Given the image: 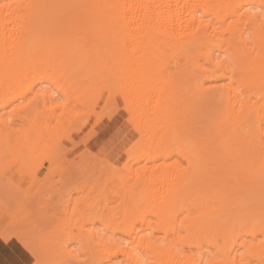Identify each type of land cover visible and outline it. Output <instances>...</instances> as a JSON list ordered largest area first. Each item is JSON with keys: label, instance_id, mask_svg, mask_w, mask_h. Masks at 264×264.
Masks as SVG:
<instances>
[{"label": "bare ground", "instance_id": "1", "mask_svg": "<svg viewBox=\"0 0 264 264\" xmlns=\"http://www.w3.org/2000/svg\"><path fill=\"white\" fill-rule=\"evenodd\" d=\"M19 214L17 264H264V0H0Z\"/></svg>", "mask_w": 264, "mask_h": 264}, {"label": "rangeland", "instance_id": "2", "mask_svg": "<svg viewBox=\"0 0 264 264\" xmlns=\"http://www.w3.org/2000/svg\"><path fill=\"white\" fill-rule=\"evenodd\" d=\"M39 86V85H38ZM121 121V120H120ZM87 128L85 129V131H84V133H83V138L82 139H85V136H84V134L85 133H87ZM123 136L124 135H122L120 138H118L117 136H116V134H113L112 133V135H111V143L109 144V146L105 149V150H103V152H100V156L101 157H105L106 159H108L110 162H112V163H117V161L120 159V157L123 155V148H124V144L125 143H123V141H122V138H123ZM84 150V148H83V145H82V143L81 144H79V146H78V148H77V150L75 151L76 153H71V154H68L67 156H66V158L69 160V159H71L72 158V156L73 155H75V154H77V153H80L81 151H83ZM98 155V154H97ZM56 172H54L53 173V176H52V178H54L53 180H57L58 178H59V176H58V174L56 175L55 174ZM55 176H57L58 178L57 179H55L56 177ZM74 177H76V176H72V178H74ZM72 178H68V179H70V180H72L73 181V184H77V186H78V183H75L74 181L76 180L75 178L74 179H72ZM65 179V180H64ZM63 180L66 182L68 179L65 177ZM63 181V182H64ZM72 181H70L71 183H72ZM77 181V180H76ZM69 184V183H68ZM72 184V185H73ZM27 185V184H26ZM72 185H70V186H68V187H71ZM59 186V185H58ZM67 186V184L65 183V185H64V187H63V189L65 188ZM74 186V185H73ZM73 186H72V188H73ZM76 186V185H75ZM74 186V187H75ZM60 187H62V185H60ZM67 188V187H66ZM65 188V189H66ZM41 189H43L42 190V192L43 191H45L46 190V188L44 189V186H42V187H34L33 186V188H30L29 189V193H31L30 195H29V198L31 199V200H33V201H35L37 198H38V196H40L39 194V191H41ZM69 189V188H68ZM41 192V193H42ZM47 192V191H46ZM43 194V195H42ZM41 195L44 197V198H46L47 197V195H49L48 193H42ZM45 195V196H44ZM41 197V196H40ZM39 197V198H40ZM42 197V198H43ZM41 199V198H40ZM43 200V199H42ZM14 211V210H13ZM33 216H32V215ZM35 216H36V214H34V211H32L31 210V213L27 216L28 218L30 217V218H32V219H35ZM37 217V216H36ZM38 218V217H37ZM18 222H13V221H10V220H8V219H3L2 221H1V223H0V240L1 241H3L5 238H6V235H9V238H11L12 240H15V242H17V237L15 236L19 231H20V227H23V228H26L25 227V221L23 220V218H22V215H18ZM31 220V219H30ZM39 222L40 221H42V222H40V224H37L38 223V221L37 222H35V227H37V229L39 230L38 231V233L39 234H42V233H46L47 235H51L50 234V232L48 231V229L49 230H51L50 228H48L47 227V225L48 224H46L45 223V221H43L42 219L40 220V219H37ZM27 223V222H26ZM8 224H9V226H11V227H9L8 226ZM25 224V225H24ZM42 224H43V226H42ZM7 226V227H6ZM49 226V225H48ZM43 227V228H42ZM40 228H41V230H40ZM46 228H48V229H46ZM33 232V231H32ZM31 231L29 232V231H27L26 232V234L27 235H30L31 233H32ZM48 232V233H47ZM52 236V235H51ZM53 237H56V234L53 236ZM53 237H51V238H53ZM73 246V245H72Z\"/></svg>", "mask_w": 264, "mask_h": 264}, {"label": "crops", "instance_id": "3", "mask_svg": "<svg viewBox=\"0 0 264 264\" xmlns=\"http://www.w3.org/2000/svg\"><path fill=\"white\" fill-rule=\"evenodd\" d=\"M23 254V249L15 240L8 243H3L0 240V264H17Z\"/></svg>", "mask_w": 264, "mask_h": 264}]
</instances>
